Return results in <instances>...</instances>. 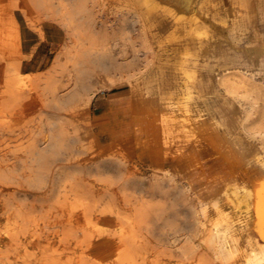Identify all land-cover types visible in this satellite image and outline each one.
Listing matches in <instances>:
<instances>
[{
    "label": "bare ground",
    "instance_id": "bare-ground-1",
    "mask_svg": "<svg viewBox=\"0 0 264 264\" xmlns=\"http://www.w3.org/2000/svg\"><path fill=\"white\" fill-rule=\"evenodd\" d=\"M9 4L0 0V7L7 12L0 16V264H173L167 250L158 248L155 235L159 231L160 237L174 242V208L166 215L168 209L138 197L145 182H149V193L158 194L164 179L152 170L149 177L143 175L150 170L143 169L139 160L151 163L159 151L154 142L157 119L152 118L153 98L138 97L134 74L126 75L123 83L131 84L129 117L115 122L106 116L100 133L110 132L112 136L102 140L93 128L90 106L96 95L92 58L105 42L98 45L92 36L90 17L82 21V14L87 12L84 4L80 0H16L11 7ZM143 4L152 10L151 0H143ZM127 5L121 9L132 10ZM14 9L23 13L30 26H37L46 17L67 31L73 42L67 57L74 73L67 75L66 83L45 74L23 72L30 56L24 53L22 29ZM134 17L147 29L145 13L136 11ZM223 81L230 94L238 93L228 78ZM109 82L101 80L98 89L111 86L113 79ZM72 83L73 90L68 91ZM248 95L252 98L246 122H254L255 133L264 136V95L257 87ZM48 107H56L58 112L50 113ZM160 121L170 125L172 118L163 115ZM121 128L128 131L115 132ZM199 133L187 140L197 139ZM97 155L105 164L95 161ZM236 160L241 161L238 156ZM61 161L66 164L59 166ZM107 161L122 171L131 170V177L122 173L116 183L119 191L111 189L114 183L107 175ZM198 167L191 177L192 192L174 178L166 179L187 202L200 206L194 209L198 228L180 253L183 258L197 255L196 264H233L242 253L238 236L231 226L223 228L229 216L222 215L207 225L211 210L221 209L222 198H211L206 186L212 187L214 196L224 185L226 197L231 199L239 188L253 192L251 183L257 186L253 193L261 197L264 184L259 178L240 184L221 173L208 179L202 174L205 167ZM49 188L50 200L46 193ZM160 215L162 225L152 222V217L160 220ZM108 221L117 227L109 226ZM256 236L259 238L260 233ZM259 247L242 264H264V243ZM201 249L204 251L199 253ZM107 253L109 258L103 256Z\"/></svg>",
    "mask_w": 264,
    "mask_h": 264
},
{
    "label": "rangeland",
    "instance_id": "rangeland-1",
    "mask_svg": "<svg viewBox=\"0 0 264 264\" xmlns=\"http://www.w3.org/2000/svg\"><path fill=\"white\" fill-rule=\"evenodd\" d=\"M7 1L9 3V0ZM80 1L87 11L82 14V21L90 17L92 36L98 45L105 42V47L99 46L92 58L91 79L95 85L96 95L91 102L90 110L94 129L107 116L105 101L115 92L131 90L130 83L118 85V87L109 85L105 89H98L101 80L111 72L115 74L120 70L127 75L134 74V81L138 87L136 95L140 98L144 95L153 97L161 92L159 96H162L166 102L165 107L162 106L165 109L159 108L161 103L158 99L153 98L152 101L154 113L152 118L157 119L155 128L163 115L171 116V123L177 125V128H174L178 129L185 139L196 135V126L202 121L199 114L200 93L204 91L210 94L208 108L211 114L221 106L225 99L230 103L231 113L234 112L235 107L239 109L240 115H228L226 112L220 115L224 123L240 126L237 136L245 156L243 158L239 155H226L225 150L223 153L227 158L228 172H221L220 166L205 167L203 176L211 179L214 174L221 173L224 177L234 178L232 169L236 167L242 171L248 182L250 178L254 181L259 178L264 184V136L255 133L254 122V124L246 122L252 98L248 93L257 87L264 95V0H165L171 3L172 7L175 6L174 11L167 14L171 17L170 20L154 18L155 13L160 10L164 11V9L151 0L153 4L151 11L145 4H142L140 9L141 13L146 14L147 29H144L142 22H138L134 17L137 11L136 3L130 6L124 4L132 8L128 10L121 9L124 5H121L120 0ZM15 14L22 29L24 53L30 56L24 64L23 72L31 76L45 74L66 83L67 75L74 73L67 57V52L73 46L67 31L46 17H43L42 21L36 24L37 26H30L21 11L16 10ZM156 28L164 29V31L175 29V31L170 36L157 37L150 34ZM144 39H146V44L143 43ZM140 48L143 50H139ZM174 48L177 50L174 51ZM114 64L123 66L118 69L114 68ZM104 70H108V73ZM165 72L178 74L181 77L180 81L171 82L174 79L163 76ZM224 78H228L230 85L237 88V94L233 95L227 91ZM73 87L72 83L68 91H72ZM130 103L129 100V105ZM195 108H198L197 112ZM127 109L129 110L130 107L128 106ZM47 110L50 113L58 112L56 107H48ZM160 113L162 115L158 117L157 114ZM199 134L205 136L203 132ZM237 156L241 161L236 160ZM95 161L105 164V159L101 155H97ZM107 162H109L107 175L114 183L111 189L119 191L116 183L120 180L122 173L131 177L132 174L129 173L131 170L122 171L116 163ZM65 164L66 161H61L59 166ZM151 173V171H146L142 174L149 177ZM250 186L255 192L256 184L251 183ZM148 187L149 182H145L142 186L144 192L137 196L146 201L154 200L160 204L158 207L168 209L165 211L166 215L169 214L171 208H174L171 211L175 216L174 224L176 225L172 232L175 236L174 242L164 236L160 237L159 231H156L158 248L167 250L173 264H196L197 255L183 258L180 249L185 243V237H190L198 228L194 221V209L199 210V204L195 201L187 202L178 188L171 190L164 180L160 181L158 194L149 193ZM206 187L211 198L214 197L212 187L209 185ZM225 190L226 187L223 185L220 192H224V197H226ZM49 191L50 188L46 191L48 195ZM173 191L176 194H173ZM248 192H250L249 189ZM248 192L239 188L236 193H233L231 199L226 197L220 210L211 211L207 220V225L210 226L211 221L218 217L229 216L223 228L231 226L235 230L239 247L242 250L241 256L233 264H242L245 257L256 248L251 241V222L245 219H257L255 218L256 203L259 201L257 195L252 191L251 195ZM208 193L206 195L209 197ZM51 198L52 196L49 195L48 199ZM48 208L49 201L44 206L45 210ZM165 212L159 211L161 215ZM161 215L160 220L152 217V222L162 225L164 222L161 220ZM58 221L62 222V219ZM108 225L113 228L117 227L112 221H108ZM242 236L245 237L242 238ZM203 251L204 249H201L199 253ZM103 256L109 258L108 253ZM208 258L212 259L211 253L208 254ZM209 264L218 263L210 261Z\"/></svg>",
    "mask_w": 264,
    "mask_h": 264
},
{
    "label": "crops",
    "instance_id": "crops-1",
    "mask_svg": "<svg viewBox=\"0 0 264 264\" xmlns=\"http://www.w3.org/2000/svg\"><path fill=\"white\" fill-rule=\"evenodd\" d=\"M111 2L114 3V1H111ZM128 2L129 4L136 3L137 11L142 12L140 11V9H141V5L143 4V0H120L121 5H124L125 3H128ZM154 2L155 4H157V6H160L162 9H164V11L160 10L159 12L155 13L154 18L160 19V20H170L171 17H169L167 14L171 13V11H174L173 9H175V6L172 7L171 3L165 0H154ZM9 3L11 7L13 4L12 0H9ZM16 10L17 9H14L13 11V15L15 17H16V14H15ZM1 11L3 10L0 7V16L1 15L5 16L7 14V12L3 11L2 13ZM185 14H188V13H185ZM153 30L154 31L151 32L150 34L157 36V37L170 36L171 34H174V31H175V29L164 31V29L162 30L159 28H156ZM139 34H142V33H139ZM146 34H149V33H146ZM143 35H145V33H143ZM139 50H143V49L140 48ZM173 50L175 51L177 49L174 48ZM119 64H114L113 65L114 68L119 69L121 66H123ZM126 75L127 74L118 70V72H116L115 74L111 72V74L106 75L105 80H106V83H110L109 80L110 78H112L113 79V83H111L112 86L125 85L127 83L124 84L123 82H125L126 80L124 78ZM164 75L169 76L170 78L174 79L171 82L178 83L181 78L178 74H175L173 72H170L169 74L165 72L163 76ZM166 82L169 83L168 81ZM200 94H201V99L200 98L199 99L201 101V108L199 110L200 112L199 114L202 118V121L197 124L196 133L200 131V132L205 133V136L201 135L193 141H188L187 139H185V137H182L178 129L174 128V127L177 128V125H174L172 123L170 125H164L162 124L160 120H158V126L154 130L156 132L154 142L159 147V151L158 153L153 155V161H150L151 163L149 162L146 163L142 161L141 159H139L140 163L143 164V169L154 171L161 178H164L163 180L165 182H167L166 179L168 177L174 178L180 184L187 187L191 192H192L191 177L193 173L197 171L196 167L200 165H202L203 167H208V168L212 166H215V167L220 166L219 170L221 172H228L229 167L226 165V161H227L226 155L227 154L231 156L239 155L243 158L245 156V153L243 152V149L239 144V139L237 136L238 131H240V128H239L240 126L238 124L234 125V124L224 123L222 115H220L223 112L224 113L226 112V114L228 115H240L239 109L235 107L234 112L232 111L233 113H231L230 111L231 107L229 105L230 103H228L225 99L221 103V106L218 107L215 112H213L214 114L213 113L211 114L208 108L210 94L204 91L201 92ZM159 95H161V92ZM159 95H156L153 97L152 96L145 97L144 95V97H141V98H156L160 101L161 106H165L166 102H164V100L162 99V96H159ZM130 98H131V90H129L128 92H124V91L115 92L113 95H111L105 101V104L107 106V112H106L107 117L115 122L116 121L121 122V120L125 117L128 118L130 109L128 110L127 108L128 106L130 107L132 105L131 103L129 105ZM195 109L197 112L198 108H195ZM157 115L158 117H160L161 114H157ZM214 115L216 116V118H212L214 117ZM107 117L105 118V120H103L102 123L106 121ZM102 123H100L97 126V128L95 129V132L99 135V138L101 137L102 140H108L112 136V133L110 132L100 133L99 128ZM127 131L128 130L124 128L115 129V132H127ZM225 150L227 152L226 155L225 153H223V151ZM155 159H157V161ZM248 162L249 161H247V163ZM232 171L234 174L233 182L236 181L237 183H240V184L249 183L246 176L243 175L242 171L239 168L234 167ZM169 187L171 190L173 188L174 190H177L175 187H172V186H169ZM170 194L172 195V192H170ZM173 194H176V192L173 191ZM224 196H225L224 192H217L214 195V198H222L221 206H223V202L226 200V197ZM258 201L259 203L258 202L256 203L257 214H255V218L257 219L250 221L252 225L251 241H252V244L256 246L255 248L256 251H259L260 249L259 244L261 242L264 243V193L261 194V197L258 196ZM211 211H216V210L212 209ZM185 227H188V226H185ZM259 233H260V237L258 238L256 235ZM244 237L245 236H242V238ZM189 238L190 237H187V236L185 237L186 240L184 244L187 243Z\"/></svg>",
    "mask_w": 264,
    "mask_h": 264
}]
</instances>
